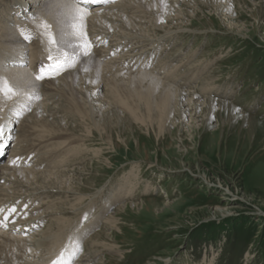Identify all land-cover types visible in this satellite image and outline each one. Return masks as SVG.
<instances>
[{
	"label": "rangeland",
	"instance_id": "rangeland-1",
	"mask_svg": "<svg viewBox=\"0 0 264 264\" xmlns=\"http://www.w3.org/2000/svg\"><path fill=\"white\" fill-rule=\"evenodd\" d=\"M184 2L180 0L177 6L185 12L180 14L175 9L174 13L182 22L173 26L180 24L193 31L166 42L163 53L167 54L164 57L161 52L159 63L174 52L181 54L179 66L173 67L184 68L175 73L177 82L182 80L176 88L185 92L194 90L193 86L205 77V87H209L208 93L200 96L201 101L210 97L229 103L238 112L253 115L262 123L249 132L248 121L239 120L233 125L215 114L207 121L201 110L183 124L178 125L175 118L164 119L159 127L154 117L149 118L151 122L146 119L145 124L141 123L136 120L138 110L134 115L125 113L108 99L106 104L96 105L100 116H94L99 123L95 128L78 117L70 121L72 113L59 112L57 116L65 117L63 126L71 124L85 140L60 145L58 149L64 152L51 164L54 169H25L64 171L63 176H58L61 186L82 189L75 193L61 190L54 198L35 201L40 207L43 205L38 212L45 215L43 226L50 220L48 212L59 216L57 208L62 210V237L68 233L69 239L77 230L92 226V232L88 234L89 229L83 241L87 257L79 264H205L212 257L214 264H264V0L242 4L223 1L219 3L224 10L221 14L210 4H198L201 1L188 0L185 2L190 4L188 7ZM148 23L152 26L150 20ZM88 27L87 31H92V25ZM202 65L203 69L199 68ZM124 70L125 67L121 69ZM134 71L138 70L124 71V80L129 77L127 73ZM189 73L194 81L183 80ZM159 74L151 76L167 79ZM187 82L190 85L186 86ZM215 88L224 91L218 94ZM105 90L103 86L95 99L105 98ZM224 92L228 96H223ZM78 101L87 109L81 96ZM49 149L52 146L45 150ZM59 161L61 164L57 166ZM130 177L132 180L136 177L132 181L136 185L128 184ZM122 186L130 191L124 198H118ZM11 190L10 197L21 194L17 198H24L31 194L32 198L38 192L55 189L27 193ZM226 192L229 200H222L220 194ZM52 201L56 202L53 209ZM37 203L34 207H38ZM224 204H233L235 208L223 218L212 208ZM86 215L87 220L78 224L80 217ZM110 217L115 220L113 225L109 223ZM99 232L108 237L118 261L107 260L103 250L93 253L95 248L90 247L89 241Z\"/></svg>",
	"mask_w": 264,
	"mask_h": 264
},
{
	"label": "bare ground",
	"instance_id": "bare-ground-1",
	"mask_svg": "<svg viewBox=\"0 0 264 264\" xmlns=\"http://www.w3.org/2000/svg\"><path fill=\"white\" fill-rule=\"evenodd\" d=\"M179 1L165 0L162 3V0H124L107 10L108 13L103 11L92 14L96 9H90L89 15L83 21V32L86 33L87 42L91 44V48L90 54L84 56L83 49L79 47L84 42V37L79 33L71 34L66 18L62 15L59 18L63 21V25L58 26L57 24V16L60 12L57 0H23L21 2L20 0H0V77L6 78L19 92V95L14 96L11 100H5L0 96V126H3V132L0 134V152L11 145L9 161L7 164L0 165V183H2L0 185V228L4 230L0 231V264H54V262L60 264L61 260L67 261L71 258H74L71 260L72 264H76V262L79 264L85 262L87 257L83 250L85 249L83 241L86 239L83 235H86L92 226L77 230L78 227L76 229L78 232L68 239V233L62 237L61 209L57 208L59 216L48 212L46 216H49L50 220L43 226L45 215L38 214L39 207H34V204L37 203L36 200L44 201L47 198H54L61 194V190L66 193H75L74 191L82 189L62 187V180L58 176H63L66 173L64 171L50 173L32 172L25 169L27 166L31 169L44 168L47 170L51 167L54 169L51 164L54 165L56 158L62 154L61 151L64 152L62 148L58 149L60 145H64V143L72 145L75 142L78 144L85 140V136H78V132H75L76 128H73L71 124L67 128L63 126L65 117L57 116L59 112L72 113V116L69 117L70 121L78 117L87 122L90 128H95L99 124L98 120L94 119V116L99 115L96 105H101L108 99L110 103L120 107L124 112L128 111L131 115L136 114L138 110L140 114L136 120L141 123L145 124L146 119L154 117L155 122H159V127L162 126L164 119L174 121L175 118L176 121H179L178 125L183 124L189 116H194L201 110V114H204L207 121L214 114L217 117H225L233 125L239 120L248 121L249 132L254 131L257 123H262L253 115L238 112L229 103L216 101L210 97L201 101L200 96L208 93L209 86L205 87V77L197 86H193L194 90L185 92L176 88V84L182 80L179 79L180 81L177 82L178 77L175 73L184 69L173 68L179 66L182 56L176 52L171 57H166L158 65V71L164 78H167L166 80L151 76V74H155L153 70L156 66H153V70H148L150 73L144 72L147 70L145 65L153 58L158 48L161 51L166 42H173V36L180 38V34L193 31L191 28L180 27V24L173 26L177 21L182 22L180 17L174 15L175 9L179 11L177 6ZM182 1L187 2L188 0ZM197 1H201L198 4H210L212 7H216V11L221 14L220 11L224 10L219 8V3L227 0H191L190 3ZM233 1L242 4L251 0ZM101 6L102 3L97 4L100 10L110 8ZM186 6L188 7L190 4H186ZM179 12L181 14L185 11ZM149 20L152 22V26L149 25ZM41 21H46L51 25V31L56 36L61 50L72 55L76 65L55 77L37 80L36 76L40 74L41 66L50 63L48 60L49 45L40 34L41 29L38 27ZM32 22L34 25H31ZM88 24L92 25V31H87L90 29ZM22 30L25 31V34L30 33L32 39L26 40L21 34ZM112 32L117 38H114ZM95 36L97 39H94ZM128 37H133L135 40ZM107 38H111V42L114 44L106 50L102 45H104L103 40ZM126 45L131 46L132 49L124 52L126 48L123 47ZM27 52L29 54L25 55ZM123 52L121 57L108 59L111 55H119ZM132 52H134L132 57L124 58ZM52 55H57L55 49H53ZM122 57L124 58L123 65L121 63L123 60H117ZM153 63L154 60L151 65ZM7 66L8 68H6ZM12 66L17 69H12ZM114 66L121 67L116 70L113 68ZM123 66H126L124 71L132 69L138 71L127 73L129 77L124 80V71H121ZM203 67L204 65L199 66L202 69ZM199 71L197 70V73ZM190 74L183 80L194 81L195 79L193 80ZM190 82L185 85H190ZM103 86L107 96L97 99V101L95 97L101 94ZM199 86L201 87L199 88ZM214 90L218 94L224 91L220 92L217 88ZM228 94L222 93L223 96H228ZM37 96L39 99L36 98ZM80 96L84 104L87 105V109L83 105H79ZM118 104L119 106H117ZM201 125L204 127L203 123ZM48 146H52V149L45 150ZM36 158L37 160L34 161ZM96 160L102 161L100 158H96ZM67 161L69 160L65 162ZM76 161L75 163H77ZM56 164L58 166L61 162ZM130 178H127L128 184L136 185L132 182L136 177L134 180ZM34 184L37 186L32 190L31 187ZM4 186L7 188H3ZM44 188L55 190L38 192L32 198L29 193L24 198L8 195L10 189L27 193L37 192ZM129 191L127 186H122L117 197L124 198ZM228 194L229 192L220 194V198L229 200ZM52 203L51 209L55 207L56 202L52 201ZM233 208H235L233 204H224L223 206L216 205L212 210L224 218ZM118 210L121 211L122 206ZM84 218L85 216H81L78 224H82ZM15 220V224H10ZM109 223L110 225L115 223L113 217H110ZM4 225H14L15 229H7V226ZM18 228L20 231H17ZM74 230L72 229L71 232ZM91 232L92 230H90ZM94 239H97V243H94ZM90 241V247L95 248L93 253L103 250V255L107 260L118 261L117 251L109 245L110 243L108 244V237L105 234L99 232L92 236ZM95 245L100 246L96 247ZM79 252L80 255H78ZM248 255L246 254L247 260H249ZM95 257L97 258V256ZM213 260L214 257L210 263L205 264H214Z\"/></svg>",
	"mask_w": 264,
	"mask_h": 264
},
{
	"label": "snow or ice",
	"instance_id": "snow-or-ice-1",
	"mask_svg": "<svg viewBox=\"0 0 264 264\" xmlns=\"http://www.w3.org/2000/svg\"><path fill=\"white\" fill-rule=\"evenodd\" d=\"M100 2H111V0H100ZM165 0H162V3ZM87 0H57V7L60 12L57 16L58 26L63 25V21L60 20V16L66 18L68 27L71 29V34L79 33L80 36L84 37V42L79 45L83 49L82 54L88 56L90 54L91 44L87 42L86 33L83 32L84 24L83 21L89 15V10L85 6ZM38 27L41 29V35L46 39L48 47V60L50 63L42 65L40 68V74L36 76L37 80H43L45 78H52L59 75L61 72L73 68L76 65V61L73 59L67 51H62L56 36L51 31V25L46 21H41ZM22 35L26 40H31L32 36L30 33L25 34L22 30ZM55 49L57 55L53 56L52 51ZM19 95L18 90L12 86L6 78L0 77V96L5 100H11L14 96ZM39 99V96L36 97ZM3 132V126H0V134ZM15 211V209H13ZM7 219V217H5ZM87 220V215L84 218ZM63 256V254H61ZM55 264V262H54ZM60 264H72L71 259L64 261L61 260Z\"/></svg>",
	"mask_w": 264,
	"mask_h": 264
}]
</instances>
